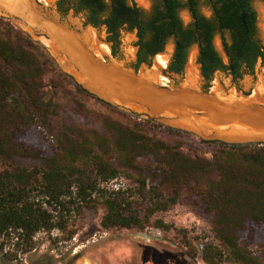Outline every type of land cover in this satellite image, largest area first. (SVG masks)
<instances>
[{"label":"trees","instance_id":"trees-1","mask_svg":"<svg viewBox=\"0 0 264 264\" xmlns=\"http://www.w3.org/2000/svg\"><path fill=\"white\" fill-rule=\"evenodd\" d=\"M201 4L209 8V16L200 12ZM55 8L60 15L69 10L81 13L85 25L104 27L112 57L119 56L121 31L134 32L131 67L135 71L143 64L150 66L171 40L166 69L180 74L190 48L196 46L205 89L215 72L236 81L254 73L257 58L264 60L252 0H150L147 9L133 0H56ZM182 9L189 14L187 23L179 17ZM215 36L222 53L213 44ZM54 70L52 58L41 45L0 19V262H17L35 248L40 232L55 229L70 240L74 234L67 229L70 215L97 203L104 209L103 229H143L154 213L172 207L185 193L211 217L216 243L202 245L201 259L206 264H259L248 240L253 230L264 226V144L199 139L213 146L211 156L189 155L179 143L154 137L148 126L152 120L147 118L114 135L119 171L106 151L95 152L96 144L90 147L85 138L75 135L76 128L55 130L51 123L55 109L46 99L43 82L44 75ZM61 75L72 80L61 72L55 78ZM74 86L109 105L80 84ZM105 143L101 137L96 147L103 148ZM67 154L86 160L68 162ZM125 168L134 172L133 187L101 186ZM160 224L159 220L155 226ZM184 246L195 259L190 244Z\"/></svg>","mask_w":264,"mask_h":264},{"label":"rangeland","instance_id":"rangeland-1","mask_svg":"<svg viewBox=\"0 0 264 264\" xmlns=\"http://www.w3.org/2000/svg\"><path fill=\"white\" fill-rule=\"evenodd\" d=\"M29 1L37 9L35 11L39 12V15H43L50 24L58 25L60 23L59 25L64 24L66 26L76 24L78 27L83 20L81 13L72 14L71 12L60 19L55 10L56 0ZM133 1L137 6L144 9L150 6V0ZM252 6L256 11V25L259 37L264 45V0H252ZM200 12L205 16L210 15L209 8L203 4L200 5ZM179 17L183 23L189 21V14L186 9L179 11ZM0 19L20 29L39 45L45 44L44 46L49 49L48 51L42 46L46 54L52 58L55 70L45 74L43 82L45 84L46 99L52 102L55 109L51 117V123L55 130H63L65 126L76 128L77 130L73 131L76 133L75 135L80 134L86 139L90 147L92 144L98 145L100 138L103 137L106 140L105 146L99 149L95 145L93 149L95 148V152L106 151V155L112 158L119 171L122 167L120 165V153L117 152L113 145L114 135L120 129L133 128L135 123L143 122L147 118L152 120L148 123V126L150 127V133L154 137L171 144L179 143L181 150L189 155L211 156L213 146L200 142V138L194 134L169 132L163 126L156 125H162L156 120V117L149 116L143 110L128 104H122L119 99H114L112 102H107L109 105H105L94 97L79 92L75 89L74 83L76 82L83 87V81H78L74 75L64 70L60 66L59 59L53 57L54 54L57 55V52L55 44L50 38L32 29L21 19L1 11ZM83 29L85 35H87L88 43L90 42L94 51L99 48L102 51L101 54L94 52L97 58L99 57L102 62H111L112 59L117 60L120 62L121 68L134 70L131 67L136 51L134 32L121 31L120 57L112 58L109 54V46L103 40L105 36L103 27L90 28V26H86ZM213 44L216 50L222 53L218 36L214 37ZM172 48V41L169 40L164 51L158 53L163 54L166 64L155 70L157 74H152V82L157 87L165 89L178 87L184 81L186 84L191 85L187 79L186 66L189 56L193 55L196 74L193 75L195 81L193 80L192 86H195L194 89L204 90L203 81L200 74H198L196 46L190 48L186 65L180 74L166 72ZM157 55L152 58L150 66L143 64L137 71L134 70L133 73L138 75L142 70H148L149 72L154 70ZM56 72L67 74L72 80L63 75L55 78ZM253 74L248 79L243 78L242 80L233 81L229 75L216 72L208 89L215 83L219 90H223L226 93L239 94L248 91L251 93L255 83L259 81L258 77L260 75L264 77V61L258 68H255ZM66 157L68 162L76 164L86 160V158L75 154H67ZM25 164H29V162H25ZM122 172L124 175L121 174L115 179L104 182L101 186L104 189L133 187L132 177H134V172L130 168H125ZM103 211V206L97 203L93 208H84L81 214L72 213L67 223V229L74 231L70 240L64 239L65 235L55 229L50 233L40 232L35 236L36 246L33 250L27 254L20 255L17 262H0V264H206L201 259L202 245L207 241L216 243L212 231L211 217L203 214L198 207L194 206L192 201L185 197V193L172 207L154 213L143 229H103L100 226V218ZM159 220L161 224L156 227L155 224ZM185 243L190 244L192 249L195 250V259H191L187 255ZM248 244L255 251L259 264H264V226L253 230ZM222 264L237 263L224 262Z\"/></svg>","mask_w":264,"mask_h":264},{"label":"water","instance_id":"water-1","mask_svg":"<svg viewBox=\"0 0 264 264\" xmlns=\"http://www.w3.org/2000/svg\"><path fill=\"white\" fill-rule=\"evenodd\" d=\"M0 4L4 6V8L0 7V11L3 13L21 19L30 27L38 24L39 20L26 0H0ZM263 61L257 58L254 72L255 68H258ZM121 69L127 71L131 77H137L133 73L134 70ZM251 76V74H245L239 80L248 79ZM112 79L113 77L110 81L113 83L118 78L115 81ZM258 79L264 83V77L260 75ZM82 85L83 88L90 93H94L105 102L114 100L109 95L88 88L85 82H82ZM183 88L180 85L173 89L159 88L150 81L144 85V89L149 92L147 97H144L146 94L144 91L129 89L127 90L128 98L126 100L120 98V102L122 104H132L130 106L143 110L149 116L156 117V120L165 127L194 134L202 140H215L229 144H264V114H262L264 104L259 103L249 109L241 110L232 108L228 103V97L231 94L236 98H248L252 92L235 94L218 89L221 99L217 101H219L220 106L227 107V110H224L217 107L216 102H206L210 96L211 87L204 90ZM178 90L180 93H178ZM155 102H158V105L161 104V106H156Z\"/></svg>","mask_w":264,"mask_h":264},{"label":"bare ground","instance_id":"bare-ground-1","mask_svg":"<svg viewBox=\"0 0 264 264\" xmlns=\"http://www.w3.org/2000/svg\"><path fill=\"white\" fill-rule=\"evenodd\" d=\"M50 33H51V36H52V32H50ZM83 36H84V34H83ZM61 38L62 37H58V43L61 46L68 47V49L70 51H72L73 48L69 44V42L62 41ZM85 43H86V41H85ZM88 47H90V45H88ZM94 52L96 54H101L102 53L100 48L99 49H95ZM84 58H86V57H84ZM80 62H82V61H80ZM165 64H166V60L164 59L163 54H158L156 56V60H155V64H154V68H153L154 70H152L151 72H149L148 70H142V71L139 72V74L137 75L136 78L131 77V75L128 74L127 71H125V70L120 68V88L116 87V81L115 80L118 78V76H117V71H114L115 70L114 67H107L106 66V68H102L100 70L101 73L95 72L96 73V74L94 73L95 76L93 75L92 71H91V73L90 72L88 73L87 71H85L84 67H82V70H80V72H78V74L75 71H73V70H71L70 73L74 74L75 78L78 81H80V82L83 81V82H86V83L88 82L87 81V77L89 78V76L90 77L91 76L97 77L102 82H104L105 75H107L108 73L112 74L113 75V79H114L115 82H113L112 84H109V86H107V85L103 86L102 85V86H100L101 88H98L96 90L99 91L102 94L109 95V96H111L113 98H122L123 100H126V98H128V96H127L128 95V91L127 90H129V89L135 90V91H138V89H139L140 91H144L146 93L144 95V97H147L149 92L144 89V85L148 84L150 81L152 82L153 75H154L153 73L157 74L155 70H157V68H159V67L164 66ZM186 67H187V70H186L187 79L189 80L191 85L186 84V82L184 81V83H182L180 85V87L194 89L195 86H192V84H193V80L195 81V78H194L193 75L196 74V66L194 65L193 55L189 56ZM99 68L100 67H97L96 70H98ZM141 93H143V92H141ZM178 93H180L179 90H178ZM209 93H210V96L208 97L206 102H210V103L216 102L215 105H217V107H219L220 109L227 110L226 106H220L219 105V101H217L218 99H221V98H220V95L218 93V87H217V85L215 83L212 85ZM228 101H229L228 102L229 105L232 108L241 109V110L249 109V108L253 107V105H258L259 103L264 104V83L262 81H258V83L254 87L252 93L248 96V98H236L233 94H231L228 97ZM155 104H157L156 106H161V104L158 105V102H155ZM130 105H132V104H130ZM262 114H264V112H262ZM229 115H230V113H229Z\"/></svg>","mask_w":264,"mask_h":264},{"label":"flooded vegetation","instance_id":"flooded-vegetation-1","mask_svg":"<svg viewBox=\"0 0 264 264\" xmlns=\"http://www.w3.org/2000/svg\"><path fill=\"white\" fill-rule=\"evenodd\" d=\"M28 3H29V5H30V7H31V9H32V12L34 13V15L36 16V18H38V24L37 25H35V26H33L32 27V29H34V30H36L37 32H40V33H42V34H44V36H46L47 38H50L52 41H53V44H55V46H56V48L58 49V51H61L62 53H63V50H60V48L62 47H65V46H60V44L58 43V37H60V36H58V32L59 31H61V30H59V29H57L55 26H54V24L52 23V24H50V22L49 21H47V19L42 15H39V12H36L35 10H37L34 6H33V3H31L29 0H26ZM0 7H3L4 8V6H2L1 4H0ZM55 10H56V8H55ZM2 12V11H1ZM57 12V11H56ZM72 13V14H76V13H73V11H71V10H69L65 15H60L58 12V15H59V17H60V19H62L63 17H65V16H67V14L68 13ZM56 22V21H55ZM58 24H60V23H58ZM62 25H64V24H62ZM86 26H90V25H85L84 24V17H83V20H82V22H81V24H80V26H78L77 27V25L75 24V25H72V26H68L70 29H72V30H74L75 32H77V33H81V32H83L84 31V27H86ZM90 28H94V27H92V26H90ZM103 29H104V34H105V36H106V32H105V28L103 27ZM50 32H52V36H51V33ZM84 34V36L83 35H81L79 38H81V40H73V39H71V40H66V42H69V44L72 46V51H70V52H72V54L71 55H69V59H70V63L72 64V65H74L75 66V68H77L79 71L78 72H80V70H82V67H84L85 68V71H87L88 73L90 72L91 73V71H92V73H93V75H94V73L95 72H97V73H101V69L102 68H106V65L108 64V62H102L101 61V59H99V58H97L96 56H95V53H94V50H91L90 49V47H88V38H87V35H85V33H83ZM83 36V37H82ZM105 36H104V42L109 46V54L111 55V53H110V45H109V43H107L106 41H105ZM62 37V36H61ZM85 39V40H84ZM85 41H86V43H85ZM45 45V44H44ZM43 44H42V46L47 50L48 48L46 47V46H44ZM67 50H69L68 49V47H65V51H67ZM48 51H49V49H48ZM88 51H90L91 53H92V51H93V56H94V58H92L91 60H90V57H89V55H87V52ZM76 52V53H75ZM118 54H119V56H118V58L120 57V43H119V47H118ZM78 55V56H77ZM86 57V58H84V57ZM53 57L55 58V56L53 55ZM80 57V58H79ZM112 57V56H111ZM112 58H115V57H112ZM117 58V57H116ZM80 61H82V62H80ZM134 62V61H133ZM132 62V63H133ZM95 63V64H94ZM65 64H67V66H69L68 65V63L65 61ZM132 65V64H131ZM97 67H100L98 70H96V68ZM108 67V66H107ZM167 67V66H166ZM69 68V67H68ZM115 68V67H114ZM74 71V70H73ZM114 71H117V69L115 68V70ZM76 72V71H75ZM78 72H76L77 74H78ZM166 72H168L167 71V69H166ZM169 73H172V72H169ZM96 74V73H95ZM174 74H176V73H174ZM74 75V74H73ZM104 75V74H103ZM102 75V76H103ZM75 76V75H74ZM87 76V75H86ZM89 76V75H88ZM95 76V75H94ZM87 83L85 82V84H86V86L88 87V88H90V89H92V90H96V89H98V88H101L100 86H104V85H107V86H109L107 83H105L106 81L104 80V82H102L100 79H98L97 77H93V76H89V78L87 77ZM102 82V83H101ZM99 92V91H98ZM94 95V94H93ZM94 96H96V95H94ZM97 97V96H96ZM114 99H119V98H114Z\"/></svg>","mask_w":264,"mask_h":264},{"label":"crops","instance_id":"crops-1","mask_svg":"<svg viewBox=\"0 0 264 264\" xmlns=\"http://www.w3.org/2000/svg\"><path fill=\"white\" fill-rule=\"evenodd\" d=\"M57 29H59V30H61V31H59L58 33V36H62V38H61V40L62 41H66V40H71V39H73V40H81V38H79L81 35H83V33H84V31L83 32H81V33H77V32H75L74 30H72V29H70L68 26H66V25H54ZM87 45H90V42L87 44ZM61 46V45H60ZM91 46V45H90ZM56 47V46H55ZM91 50H93V47L91 46V48H90ZM60 50H63V53L61 52V51H58V49L56 48V52H57V55L56 54H54V56L56 57V59H59L58 61H59V63H60V66L64 69V70H66V71H68L69 73H70V71L71 70H74V71H76V72H78L79 70L77 69V68H75V66L74 65H72L71 63H70V59L68 58L69 57V55H71L72 54V52H70V50H67V51H65V47H61L60 48ZM87 55H89V57H90V60L92 59V58H94V54H93V51H92V53L90 52V51H88L87 52ZM65 61L68 63V65L70 66H67V64H65ZM95 64V63H94ZM106 66H108V67H115L116 69H117V76H118V79L116 80V86L118 87V88H120V62L119 61H117V60H113L112 59V61L111 62H108V64L106 65ZM69 67V68H68ZM72 74V73H71ZM73 75V74H72ZM113 77V75L112 74H107V75H105V77H104V80H106V83L109 85V84H112V81H110L111 80V78ZM111 82V83H110ZM95 91H97V90H95ZM98 92V91H97ZM119 102H120V98H119Z\"/></svg>","mask_w":264,"mask_h":264},{"label":"built area","instance_id":"built-area-1","mask_svg":"<svg viewBox=\"0 0 264 264\" xmlns=\"http://www.w3.org/2000/svg\"><path fill=\"white\" fill-rule=\"evenodd\" d=\"M116 189V188H115Z\"/></svg>","mask_w":264,"mask_h":264}]
</instances>
